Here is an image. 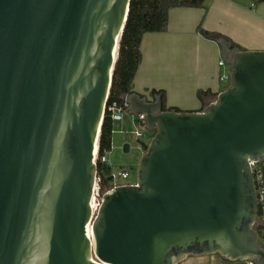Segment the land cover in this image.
<instances>
[{
    "label": "water",
    "instance_id": "obj_1",
    "mask_svg": "<svg viewBox=\"0 0 264 264\" xmlns=\"http://www.w3.org/2000/svg\"><path fill=\"white\" fill-rule=\"evenodd\" d=\"M129 2L0 0V264H264L250 167L264 164V51L220 37L227 86L199 112L121 97L154 134L137 142L135 183L103 194L92 215L93 152Z\"/></svg>",
    "mask_w": 264,
    "mask_h": 264
},
{
    "label": "crops",
    "instance_id": "obj_2",
    "mask_svg": "<svg viewBox=\"0 0 264 264\" xmlns=\"http://www.w3.org/2000/svg\"><path fill=\"white\" fill-rule=\"evenodd\" d=\"M198 28L225 36L243 50L264 51V2L208 0L206 9L171 10L165 32L142 37L133 92L149 98L150 90H162L166 108L199 112L213 100V95L223 91L227 82L221 78H228L229 70L227 73L220 58V47L212 38L200 34ZM198 91H208L210 95L199 100ZM228 262L218 256H203L186 258L182 264H245Z\"/></svg>",
    "mask_w": 264,
    "mask_h": 264
},
{
    "label": "trees",
    "instance_id": "obj_3",
    "mask_svg": "<svg viewBox=\"0 0 264 264\" xmlns=\"http://www.w3.org/2000/svg\"><path fill=\"white\" fill-rule=\"evenodd\" d=\"M208 0H130L128 14L122 35L119 41L117 58L113 67L109 94L105 105L103 118L100 125L97 147L98 154L103 155L111 150L112 126L111 112L112 106L121 107L123 95H130L133 92V80L141 62L140 44L142 37L148 33H163L167 30L168 15L173 9L179 8H207ZM264 2V0H260ZM200 34L205 38L220 37L227 41L228 38L220 34L206 32L198 28ZM232 47L239 48L231 43ZM240 50H243L239 48ZM210 93L198 91L196 96L203 100ZM142 96V95H141ZM160 96L163 111L182 112L176 108H166L164 106V92L162 90H150L149 99ZM212 96V95H211ZM216 95H213V99ZM262 175L264 177V164H261ZM97 172L102 174V184L107 185L105 176L109 175V169L97 164ZM256 215L261 219V211L257 205ZM259 240L264 241V228L258 229Z\"/></svg>",
    "mask_w": 264,
    "mask_h": 264
},
{
    "label": "rangeland",
    "instance_id": "obj_4",
    "mask_svg": "<svg viewBox=\"0 0 264 264\" xmlns=\"http://www.w3.org/2000/svg\"><path fill=\"white\" fill-rule=\"evenodd\" d=\"M229 68L227 67V73ZM227 84L223 86V89ZM122 127V128H121ZM138 134V135H136ZM152 131H147L145 126L142 125L135 117L125 115L121 122L113 123V134L111 150L108 152L107 157L109 160V167L112 173H117L119 170L125 168L128 171L129 178L127 180L115 179L118 184H133L136 180V169L140 157L143 152L137 142L148 144L153 136ZM128 144L129 150L127 153L123 152V145ZM264 245V241L262 242ZM219 257V256H218ZM193 258V257H189ZM238 263V262H228ZM247 263V262H239ZM182 264V262L180 263Z\"/></svg>",
    "mask_w": 264,
    "mask_h": 264
},
{
    "label": "built area",
    "instance_id": "obj_5",
    "mask_svg": "<svg viewBox=\"0 0 264 264\" xmlns=\"http://www.w3.org/2000/svg\"><path fill=\"white\" fill-rule=\"evenodd\" d=\"M219 66H223L222 62H219ZM222 81L228 82L227 77H222ZM109 111L111 112V121L113 123L115 122H121L123 116H125V110L123 107H115L112 106L109 108ZM142 125H144V116L143 115H138L135 117ZM138 135V134H136ZM139 136V135H138ZM107 154L105 153L103 155L98 154V147L96 146L93 152V163L96 165L100 164L103 166H107L108 164V159H107ZM261 164H254L250 163L251 167V172L253 175V180H254V185H255V191H256V203L259 206V209L261 211V220L264 221V177L262 175V169H261ZM112 176V179L110 182L107 183V185L102 184V174L97 172L96 169V175L94 179V184L92 188V193H91V198H90V209L92 215L96 214L98 208L100 207L101 204V198L103 194L106 192L114 189L117 186H122L126 184H118L115 182V179L118 178L119 180H127L129 178L128 171L123 168L119 170L116 174L115 173H110L109 175L105 177Z\"/></svg>",
    "mask_w": 264,
    "mask_h": 264
},
{
    "label": "bare ground",
    "instance_id": "obj_6",
    "mask_svg": "<svg viewBox=\"0 0 264 264\" xmlns=\"http://www.w3.org/2000/svg\"><path fill=\"white\" fill-rule=\"evenodd\" d=\"M87 236H88V238H90V227L88 226V228H87Z\"/></svg>",
    "mask_w": 264,
    "mask_h": 264
}]
</instances>
